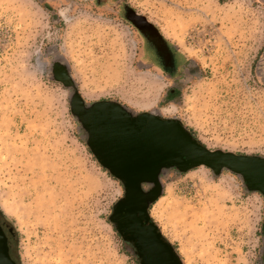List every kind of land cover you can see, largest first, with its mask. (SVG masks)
I'll list each match as a JSON object with an SVG mask.
<instances>
[{
  "label": "rangeland",
  "instance_id": "374dc122",
  "mask_svg": "<svg viewBox=\"0 0 264 264\" xmlns=\"http://www.w3.org/2000/svg\"><path fill=\"white\" fill-rule=\"evenodd\" d=\"M139 24L177 57L173 73ZM76 93L177 119L211 152L264 158V0H0V210L15 258L140 264L112 222L123 185L88 147ZM161 180L150 214L183 264H264V197L239 175Z\"/></svg>",
  "mask_w": 264,
  "mask_h": 264
},
{
  "label": "water",
  "instance_id": "95a60500",
  "mask_svg": "<svg viewBox=\"0 0 264 264\" xmlns=\"http://www.w3.org/2000/svg\"><path fill=\"white\" fill-rule=\"evenodd\" d=\"M70 85L67 81L66 86ZM107 104L96 103L92 110L76 93L72 97L71 108L82 127L91 132L92 138L88 135L87 145L92 153L125 185V199L118 203L112 216V222L115 225L118 222L120 234L126 231L125 220L148 221L146 195L141 184L154 179L160 168H163L162 174L173 166L183 173L202 166L216 175L229 170L243 179L248 190L259 192L264 197V158L211 152L177 119L143 113L133 121L119 108L109 110ZM151 204L152 201L148 203ZM156 237L161 239L160 234ZM0 264H17L12 258L9 239L1 222Z\"/></svg>",
  "mask_w": 264,
  "mask_h": 264
},
{
  "label": "flooded vegetation",
  "instance_id": "af4514ba",
  "mask_svg": "<svg viewBox=\"0 0 264 264\" xmlns=\"http://www.w3.org/2000/svg\"><path fill=\"white\" fill-rule=\"evenodd\" d=\"M139 29L143 32L147 39V48L151 49L154 65H157L162 70L174 72L177 69V57L174 53H171L164 43L163 39L157 35L151 28L146 27L143 24H139ZM145 46V47H146ZM107 108L113 110L114 108H119L124 114L132 118L133 121H137L138 117L141 114H136L131 112L129 109L118 103L107 102ZM95 104L91 105L92 110L95 108ZM86 113V111L84 112ZM83 114V113H82ZM143 114V113H142ZM84 114L82 119H84ZM85 133L90 135L92 138L91 132L89 129L84 128ZM168 171L176 170L179 171L177 166L168 168ZM163 168H160L158 175L152 179L145 181L141 184V189L144 192L145 196V205L147 207L148 221L147 220H136L135 222H130L125 220V233L121 234L123 239L130 250L134 252L140 264H183L182 260L179 259L180 256L177 252V249L165 238L162 234L161 229L155 223L151 216V208L153 204L148 205L150 201L155 198L158 193L162 192V176L160 173ZM111 173V171H109ZM160 173V174H159ZM123 188L125 191V185L123 183ZM126 193V192H125ZM125 197L123 198V200ZM125 215V212L123 213ZM118 229V222L115 225ZM156 228V229H155ZM119 232V230H118ZM161 235V239L157 240V235ZM178 257H176L175 256ZM180 260V261H179Z\"/></svg>",
  "mask_w": 264,
  "mask_h": 264
},
{
  "label": "trees",
  "instance_id": "16d2710c",
  "mask_svg": "<svg viewBox=\"0 0 264 264\" xmlns=\"http://www.w3.org/2000/svg\"><path fill=\"white\" fill-rule=\"evenodd\" d=\"M92 152V151H91ZM106 171H108L106 169ZM109 172V171H108ZM110 173V172H109ZM110 175L115 178L111 173ZM117 181H119L122 185L123 182H121L119 179L115 178ZM157 197V198H156ZM155 198L152 200V204L154 205L160 198H161V193H158ZM0 222L4 228V231L6 232L8 239H9V246H10V252L12 255V258L19 264V260L15 258L14 251L17 249L18 246V233L15 230L13 224L9 221V219L6 217V215L0 210ZM116 231L118 232L117 227ZM119 233V232H118ZM120 234V233H119ZM120 236L123 238V236L120 234ZM138 260V259H137ZM139 261V260H138ZM140 263V262H139Z\"/></svg>",
  "mask_w": 264,
  "mask_h": 264
}]
</instances>
